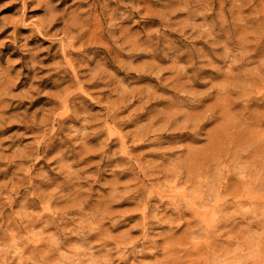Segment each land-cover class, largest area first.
<instances>
[{
  "label": "rangeland",
  "instance_id": "obj_1",
  "mask_svg": "<svg viewBox=\"0 0 264 264\" xmlns=\"http://www.w3.org/2000/svg\"><path fill=\"white\" fill-rule=\"evenodd\" d=\"M0 87V264H264V0H0Z\"/></svg>",
  "mask_w": 264,
  "mask_h": 264
},
{
  "label": "bare ground",
  "instance_id": "obj_2",
  "mask_svg": "<svg viewBox=\"0 0 264 264\" xmlns=\"http://www.w3.org/2000/svg\"><path fill=\"white\" fill-rule=\"evenodd\" d=\"M48 4H49V3H48ZM24 6H25V5H24ZM52 6H53V5H52ZM56 12H57V11H56ZM53 15H54V13H53ZM55 15H56V14H55ZM67 18L69 19V17H67ZM52 19H53V18H52ZM55 19H56V18H55ZM10 20H11V19H10ZM20 20H21V19H20ZM55 21H56V20H55ZM68 21H69V20H68ZM48 22H49V21H48ZM53 22H54V21H53ZM65 22H66V21H65ZM70 22H71V21H70ZM73 23H74V22H73ZM71 24H72V23H71ZM54 25H55V24H54ZM71 26H72V25H71ZM74 26H75V25H74ZM20 27H21V26H20ZM50 27H51V24H50ZM3 28H4V27H3ZM40 28H41V26H40ZM1 29H2V28H1ZM70 29H71V28H70ZM38 30H39V29H38ZM47 30H48V29H47ZM63 31H65V30H63ZM67 31H69V30H66V32H67ZM15 32H16V31H15ZM59 32H60V31H59ZM71 32H72V31H71ZM42 35H43V34H42ZM45 35H46V34H45ZM15 38H16V37H15ZM7 39H8V38H7ZM4 40H5V39H4ZM1 41H2V40H1ZM12 41H13V40H12ZM17 42H18V41H17ZM5 43H6V42H5ZM52 43H54V42H52ZM16 44H17V43H16ZM67 46L70 47L69 45H67ZM71 47H72V46H71ZM73 47H74V46H73ZM73 47H72V50L74 49ZM76 49H77V48H76ZM62 50H63V49H62ZM80 50L83 51L82 48H81ZM65 51H66V50H65ZM74 51H76V50L74 49ZM78 51H79V50H78ZM68 54H70V53H68ZM73 54H74V53H73ZM21 58H22V57H21ZM33 61H34V60H33ZM53 61H54V60H53ZM35 62H36V61H35ZM75 62H76V61H75ZM75 62H74V64H75ZM68 63H69V61H68ZM72 63H73V62H70L71 65H72ZM60 65H61V63H60ZM53 66H54V65H53ZM55 66H56V64H55ZM81 68H82V67H81ZM78 69H79V68H78ZM97 69H98V68H97ZM54 70H55V69H54ZM56 70H57V69H56ZM70 70H71V69H70ZM75 70H77V69H75ZM94 70H95V69H94ZM49 74H50V73H49ZM79 74H80V73H79ZM2 75H3V74H2ZM46 75H47V74H46ZM98 75H99V73H97V76H98ZM75 76H76V74H75ZM77 76H79V75H77ZM100 77H101V76H100ZM9 78H10V77H9ZM67 78H68V77H67ZM73 78H74V75H73ZM104 78H105V77H104ZM40 79H41V78H40ZM68 79H69V78H68ZM91 79H95V78H92V77H91ZM19 80H20V79H19ZM74 80H75V79H74ZM74 80H73L72 82H74ZM77 80H78V78H77ZM77 80H76V81H77ZM79 80H80V78H79ZM95 80H96V79H95ZM60 81H62V80H60ZM67 81H68V80H67ZM80 81H81V80H80ZM91 81L93 82V80H91ZM8 82H9V81H8ZM81 82H82V81H81ZM81 82H80V84H81ZM86 82H87V81H86ZM86 82H85V83H86ZM4 83H5V82H4ZM11 83H12V82H11ZM83 83H84V82H83ZM85 83H84V84H85ZM88 83H90V82H88ZM61 84H62V82H61ZM73 84H74V83H73ZM73 84H72V85H73ZM84 84H83L82 86H80L81 88H83V91H79V95H80L81 97H83V96L85 97V95L83 94V92H84V93L87 92V90L84 89V86H85ZM74 85H75V84H74ZM2 86H3V85H2ZM58 87H59V86H58ZM78 87H79V86H78ZM0 88H1V87H0ZM73 90L75 91V89H73ZM1 91H2V89H1ZM69 92H70V91H69ZM71 93H73V92H71ZM192 93H193L195 96H197V94H196L195 91H192ZM65 94H66V93H65ZM75 94H76V91H75ZM54 95H55V94H54ZM71 95H72V94H71ZM71 95H69V97H70ZM59 96H60V95H59ZM33 97H34V96H33ZM57 97H58V96H57ZM63 98H64V97H63ZM63 98H62V99H63ZM78 99H79V96H78ZM51 100H52V99H51ZM60 100H61V99H60ZM56 101H57V100H56ZM66 101L69 103L68 98L66 99ZM52 102H53V101H52ZM58 102H59V101H58ZM58 102H56V103H58ZM64 102H65V101H64ZM67 102H66V103H67ZM6 104H7V103H6ZM64 104H65V103H64ZM66 105H67V104H66ZM67 106L70 107L69 104H68ZM65 107H66V106L64 105V108H65ZM5 108H6V107H5ZM49 109H50V108H49ZM54 109H55V106H54ZM66 109H67V107L65 108V110H66ZM61 110H63V109H61ZM4 111H5V110H3V112H4ZM54 111H55V110H54ZM64 112H65V114H66V111H64ZM67 112H68V111H67ZM69 112H70V111H69ZM49 113H50V112H49ZM56 113H57V112H56ZM58 113L61 114L60 111H59ZM58 113H57V114H58ZM62 114H63V113H62ZM0 115H2V114L0 113ZM2 116H3V115H2ZM35 117H36V116H35ZM61 117H63V116H61ZM0 118H1V117H0ZM47 118L49 119V117H47ZM51 118H52V117H51ZM64 118H65V117H64ZM3 119H4V118H3ZM62 119H63V118H62ZM46 120H47V119H46ZM46 120H43V121L47 122ZM52 120H54V119H52ZM34 122H35V121H34ZM41 122H42V121H41ZM56 122H57V121H56ZM2 123H3V122H2ZM58 123H59V121H58ZM33 124H34V123H33ZM51 124H52V123H51ZM55 125H56V123H55ZM59 125H60V124H59ZM37 126H38V125H37ZM40 126H41V125H40ZM44 127H45V126H44ZM50 127H51V126H49V128H50ZM54 127H55V126H54ZM4 128H5V126H4ZM46 128H47V126L45 127V129H46ZM2 129H3V128H2ZM34 130H36V129H34ZM31 131H32V130H31ZM52 131H53V129H52ZM53 132H55V131H53ZM43 133H44V132H43ZM37 134H39V133H37ZM44 134H45V133H44ZM44 134H43V135H44ZM53 134H54V133H53ZM41 135H42V134H41ZM50 135H51V134H50ZM50 135H49V136H50ZM39 136H40V135H39ZM39 136H38V138H39ZM47 136H48V135H47ZM42 137H43V136H42ZM45 137H46V136H45ZM50 137H51V136H50ZM41 139H42V138H41ZM44 139H45V138H44ZM45 140H46V139H45ZM39 141H40V139H39ZM43 141H44V140H43ZM41 142H42V141H41ZM38 143H39V142H38ZM44 143H45V141H44ZM36 144H37V143H36ZM45 144H46V143H45ZM45 144H44V145H45ZM47 144H48V142H47ZM41 145H42V144H41ZM50 145H51V144H50ZM0 147H1V146H0ZM35 148H36V147H35ZM40 148H41V146H40ZM36 149H37V148H36ZM36 149H35V150H36ZM43 149H44V148H43ZM30 150H31V148H30ZM49 150H50V149H49ZM22 151H23V149H22ZM22 151H21V152H22ZM31 151H32V150H31ZM50 152H51V151H50ZM38 153H39V151H38ZM31 157H32V156H31ZM39 157H41V156H38V158H39ZM63 157H64V156H63ZM0 158H1V157H0ZM12 158L14 159V157H12ZM17 158H18V157H17ZM61 158H62V157H61ZM15 159H16V158H15ZM5 160H6V159H5ZM13 162H14V161H13ZM7 164H8V163H7ZM21 165H22V164H21ZM23 165H24V164H23ZM7 166H8V165H7ZM124 260H125V259H124Z\"/></svg>",
  "mask_w": 264,
  "mask_h": 264
}]
</instances>
